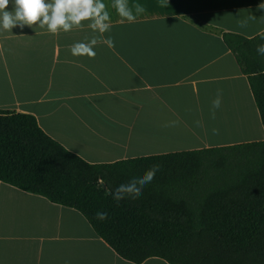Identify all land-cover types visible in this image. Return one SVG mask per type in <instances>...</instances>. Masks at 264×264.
Segmentation results:
<instances>
[{"label":"crops","instance_id":"1","mask_svg":"<svg viewBox=\"0 0 264 264\" xmlns=\"http://www.w3.org/2000/svg\"><path fill=\"white\" fill-rule=\"evenodd\" d=\"M104 2L112 27L103 37L87 25L59 35L0 29V110L33 117L88 164L264 141L247 80L220 36L262 33L264 0H129L146 9L134 23ZM109 36L114 48L103 43ZM93 37L94 58L71 54V45ZM218 89L222 104L211 119ZM0 264L132 263L75 210L0 182Z\"/></svg>","mask_w":264,"mask_h":264},{"label":"trees","instance_id":"2","mask_svg":"<svg viewBox=\"0 0 264 264\" xmlns=\"http://www.w3.org/2000/svg\"><path fill=\"white\" fill-rule=\"evenodd\" d=\"M247 84L264 131V31L220 33ZM161 170L119 204L113 187ZM0 182L78 212L124 261L264 264V141L88 164L48 138L33 117L0 110ZM107 212V219H96Z\"/></svg>","mask_w":264,"mask_h":264},{"label":"clouds","instance_id":"3","mask_svg":"<svg viewBox=\"0 0 264 264\" xmlns=\"http://www.w3.org/2000/svg\"><path fill=\"white\" fill-rule=\"evenodd\" d=\"M167 3L168 0H161ZM111 7L115 10L122 22L134 23L146 9L142 4H129V0H112ZM11 8V11L8 10ZM254 19V17H249ZM246 21L241 22L245 27ZM88 28L100 34L110 32L112 17L109 6L104 0H0V29L10 32L13 28L23 29L27 27H40L53 34L68 33L73 29ZM98 39L93 37L88 42H77L71 45V54L75 57L94 58L95 46ZM103 43L109 48L115 47L114 40L109 36L103 38ZM257 53L264 55V44L259 45ZM222 90L218 89L212 100L210 118L215 119L216 110L222 104ZM178 122L172 121L166 127L175 126ZM197 127H202V122H195ZM213 135H219L218 129L212 130ZM161 170L159 165H153L142 176L133 178L127 183H121L115 187L105 181L102 186L106 188L112 199L119 204L126 199L135 200L143 194L144 188L150 184L156 174ZM107 212H97L96 219L103 221L107 219Z\"/></svg>","mask_w":264,"mask_h":264},{"label":"rangeland","instance_id":"4","mask_svg":"<svg viewBox=\"0 0 264 264\" xmlns=\"http://www.w3.org/2000/svg\"><path fill=\"white\" fill-rule=\"evenodd\" d=\"M212 138H214V139H217V138H218V136H217V137H212Z\"/></svg>","mask_w":264,"mask_h":264}]
</instances>
